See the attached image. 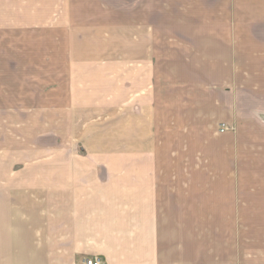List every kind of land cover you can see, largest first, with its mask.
<instances>
[{
    "label": "crops",
    "instance_id": "crops-1",
    "mask_svg": "<svg viewBox=\"0 0 264 264\" xmlns=\"http://www.w3.org/2000/svg\"><path fill=\"white\" fill-rule=\"evenodd\" d=\"M160 32L186 45L166 59V110L154 77L160 61L152 58L144 65L153 79L136 83L143 88L124 96L142 103L129 116H146L140 144L148 148L146 131L156 129L158 112L166 111L169 129L179 134H168V144L183 135V151L189 156L194 149L188 146L196 143L197 158H175L177 151L168 159L102 158L99 151L80 159L74 149L60 160H29L28 166L19 164L21 170L3 162L0 264H82L91 257L105 264H264V238L256 247L252 233L264 231L253 218L264 216V162L244 160L240 136L241 121L253 128L258 121L264 130V0H0V41H153L164 37ZM62 45L32 52L42 61L35 63L36 73L49 83L43 87L93 86L100 77L112 83L113 66L104 52L95 57L81 46L74 51L76 57L83 49V60H75ZM53 62L60 69L53 71ZM11 68L13 75H0L3 98L14 93L13 78H21L19 89L42 87L29 67ZM65 68L73 74L71 84H64ZM126 80H116V87ZM177 93L178 109L171 105ZM97 94L76 93L70 101L78 112L62 126L83 129L89 121L109 118L113 105ZM29 98L34 111L35 99ZM83 106L93 107L79 111ZM31 109L13 116L0 111V143L15 138V131L5 129L9 119L21 131L26 126L29 135L37 131ZM227 124L237 130L221 133ZM108 134L99 138L106 141ZM155 136L149 150L163 152L165 143ZM248 165L261 168L262 179L249 177Z\"/></svg>",
    "mask_w": 264,
    "mask_h": 264
},
{
    "label": "rangeland",
    "instance_id": "rangeland-1",
    "mask_svg": "<svg viewBox=\"0 0 264 264\" xmlns=\"http://www.w3.org/2000/svg\"><path fill=\"white\" fill-rule=\"evenodd\" d=\"M241 2V1H240ZM243 2V0H242ZM240 4V3H239ZM119 25H115L118 28ZM129 27L128 26V30ZM160 31L166 32V27L161 28ZM161 35L162 32H160ZM159 39L150 40V41H138L133 39H98V40H91V41H0V75L6 76L13 75L14 69L11 68L12 64L17 66H21V70L23 67H28L30 70L29 72H33L31 75V79H38L41 82L42 87H34L31 89H19L15 87L16 84L21 80V78H13L10 80V84L13 85V96H5L4 98L1 96L3 89L1 91V84H0V111L4 110L5 116H13L18 115L20 111L29 110L30 107L27 106L26 101L32 97L35 99L32 103V107H35V110L32 111L38 116L37 119L33 120L37 124V131L32 133L31 135L27 134V127L23 126L22 131L20 128L14 126L12 120H7L5 123L6 130H12L16 132L15 138L11 142L1 141L0 143V165L2 163L12 164L16 167H10V170H21L24 165L29 160H55V159H63L65 152L68 150H74V155L76 157L87 158L89 155H97L99 151L104 152V157L102 158H125L127 155L128 158H160V159H168L171 158L174 151L176 153L175 158H197V144H190L188 147L193 148L194 150H189V156L186 152L183 151V135L180 138H175V141H172V144H168L169 136L168 134L174 132L178 136L177 129L171 131L168 127L169 121L167 120V112L163 113L162 110L158 112V116H160L158 120V125L156 129H152L149 127L148 132L150 134V142L153 143V139H156L155 134L159 133V140L164 142V151L163 152H156L154 150V146L152 150H149L150 146L147 148L146 144L141 146L140 143H143V137L140 135L141 132L147 129L144 127V123L146 122L145 117H139V119L134 116H129L133 112V108L135 104L141 105L142 103L138 102H130L125 101V94H130L135 90H141L143 87H140L136 83L142 84L141 82H147V80L153 79L152 70L146 69V65L151 63L150 60L158 59L160 61V65L158 72L154 73L155 79H158L159 87V96H160V103L163 104V110H166L163 106L167 107L166 102L163 100L167 99L169 84L167 81V63L166 59L172 53H180L181 50L186 47L182 43H179L177 40L169 39L168 36L163 35ZM85 42L84 44H81ZM57 44H63L65 48H68L70 53L74 54L75 60H83V56L85 54L84 50L81 49L78 51L75 57V49L77 50L78 47L85 46L90 48V51L97 54L104 52L106 54L105 57L110 58V65L113 66L111 73V82H107L104 77H100V80L95 79V83L90 85L82 84V85H75L72 87L64 85L61 87V84L51 86V85H44L49 84L48 82L43 81L44 75L37 74L38 72L35 63L42 64V61L39 59L38 61L34 58H37L38 54H32L33 51H40V50H49L48 48H53ZM241 44V43H240ZM61 46V45H60ZM137 47V48H136ZM98 48V50L96 49ZM100 49V50H99ZM108 53H111V57L107 56ZM127 54V55H126ZM173 55V54H172ZM96 57V55H93ZM32 59V62H30ZM125 62L127 64H123L120 62ZM75 62V61H74ZM73 62V63H74ZM83 63V61H79ZM32 63V64H31ZM60 62H53L54 67L53 71L60 69ZM102 64H109L108 62H100ZM164 64V65H163ZM142 68V70H141ZM139 69V70H138ZM128 71V72H126ZM131 71V72H130ZM126 72V74H125ZM70 71L68 69H64V84L68 83L71 84L70 78ZM71 75H73L71 73ZM125 75V76H124ZM124 76V77H123ZM126 77V81H123V86L121 85L120 89L116 80H121ZM171 77V76H170ZM172 80V77H171ZM54 81V80H53ZM164 81H167L164 84ZM173 81V80H172ZM57 84V82H56ZM146 84V83H145ZM165 85L163 87L162 85ZM126 85V87L124 86ZM135 85V87L133 86ZM7 87V85L5 86ZM90 89V90H89ZM148 89V88H144ZM12 92V90H7ZM6 91V92H7ZM80 92V97H86V94H97V100L100 101H110L112 103V107L110 108L113 113L109 115V118H99L93 121H89L87 124L84 125L83 129H69L64 128L62 123L66 124L75 113L78 112L76 108V104L70 101L76 93ZM93 92V93H92ZM63 95V97L60 95ZM181 93H177V97L174 95L172 99V104H176V108L178 109L180 104L177 101V98L180 97ZM182 96V95H181ZM7 97V98H6ZM92 100L93 97L89 96ZM105 99V100H104ZM114 101L125 102L126 104H114ZM146 105H144L145 107ZM93 106H83L79 109H89ZM4 108V109H3ZM96 111V110H95ZM97 114V111L93 113ZM160 114V115H159ZM97 116V115H96ZM260 120L264 121L263 114L259 113ZM129 118L126 120V118ZM154 122V120H153ZM182 123V121H181ZM243 130L241 139L246 145L244 147V152L246 156H244V160H250L254 162V166H260L261 163L264 162V130L263 127L260 125L258 121H256L255 128L251 125H248L246 121H241ZM228 125V124H227ZM227 132H235L237 130L236 125L232 127L229 126ZM109 133L107 137L99 138L105 133ZM146 136H144L145 139ZM147 138V137H146ZM172 139V138H170ZM149 143V141H146ZM174 143V144H173ZM153 145V144H152ZM169 145V146H168ZM172 146V147H171ZM176 148V149H175ZM89 149L95 150L89 153ZM149 150V151H148ZM181 150V151H180ZM249 150H251L252 155L249 154ZM192 153V154H191ZM152 154H154L152 156ZM171 155V156H170ZM172 158H174L172 156ZM8 165V164H4ZM28 166V165H25ZM252 165H248L249 177H252L256 180L262 179V176L257 174V171L260 169L254 167ZM6 169L7 168H1ZM3 171V170H1ZM0 171V172H1ZM264 174V173H263ZM262 174V175H263ZM248 217H242L243 223H247ZM255 218L256 223L262 222L264 225V216L257 215L253 216ZM234 222V221H233ZM263 229V227L261 226ZM255 234V241L256 247L260 246V242L263 241L264 238V231H259L257 229L256 232H252ZM251 233V234H252ZM249 234L250 233H243Z\"/></svg>",
    "mask_w": 264,
    "mask_h": 264
},
{
    "label": "built area",
    "instance_id": "built-area-1",
    "mask_svg": "<svg viewBox=\"0 0 264 264\" xmlns=\"http://www.w3.org/2000/svg\"><path fill=\"white\" fill-rule=\"evenodd\" d=\"M228 129H229V127H227L226 125H222L220 132L226 133L228 131ZM82 264H105V262L100 257H91V258L85 259L82 262Z\"/></svg>",
    "mask_w": 264,
    "mask_h": 264
}]
</instances>
